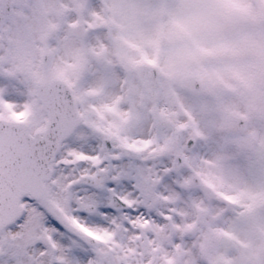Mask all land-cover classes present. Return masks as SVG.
Listing matches in <instances>:
<instances>
[{
	"label": "snow or ice",
	"instance_id": "1",
	"mask_svg": "<svg viewBox=\"0 0 264 264\" xmlns=\"http://www.w3.org/2000/svg\"><path fill=\"white\" fill-rule=\"evenodd\" d=\"M0 264H264V0H0Z\"/></svg>",
	"mask_w": 264,
	"mask_h": 264
}]
</instances>
